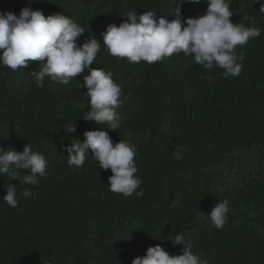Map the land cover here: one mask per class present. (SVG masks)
<instances>
[{"label":"trees","instance_id":"trees-1","mask_svg":"<svg viewBox=\"0 0 264 264\" xmlns=\"http://www.w3.org/2000/svg\"><path fill=\"white\" fill-rule=\"evenodd\" d=\"M0 0V13L19 15L30 6L47 17H71L101 43L90 69L111 71L122 87L117 108L120 129L108 130L113 143L135 144L143 198L108 191L111 170L99 169L89 150L80 169L67 166L65 145L83 133L104 129L83 120L90 105L81 88L90 69L69 85L45 79L37 87L31 72L39 62L16 71L0 65V145L23 151L29 143L47 161L46 176L31 187L34 198H20L16 208L4 201L0 176V264H132L149 246L170 255L183 245L170 240L180 232L194 242V252L208 264H264V13L254 0H231L233 23L262 29L236 52H243L238 77L205 69L183 53L154 64L129 63L111 56L103 45L107 26H119L127 11L148 10L170 21L175 8L182 18L206 14L207 0ZM264 3V0H261ZM71 136L65 128L74 125ZM182 148L186 155H172ZM17 192L23 190L14 180ZM229 201L221 230L207 219L221 200Z\"/></svg>","mask_w":264,"mask_h":264},{"label":"clouds","instance_id":"clouds-1","mask_svg":"<svg viewBox=\"0 0 264 264\" xmlns=\"http://www.w3.org/2000/svg\"><path fill=\"white\" fill-rule=\"evenodd\" d=\"M32 2L29 0V5ZM185 2L199 4L202 0ZM230 3L231 0H207L206 14L186 20L182 18L180 7L175 8L176 18L171 21L164 15L157 17L152 10L139 16L136 10L127 11L119 26L110 24L102 33L103 45L111 56L126 58L129 63L146 62L151 65L183 53L186 57H194L195 63L205 69H222L219 75L225 79L238 77L244 55L236 52L237 47L243 48L250 39L260 37L262 29L247 16L243 20L251 21L252 26H245L243 22L233 23ZM254 3H259L258 12L264 13V3L261 0H254ZM84 33L83 27L60 13L46 17L41 10H33L30 6L21 8L19 15L0 13V65L16 71L38 61V67L30 74L37 87H44L46 78L53 84L67 86L73 78L90 69L100 51L101 43L95 36H90L82 45L78 44V38ZM113 75L104 68L90 69V75L85 76L84 83L80 84L81 88H87L83 97L90 105L83 120L94 121L98 126L106 125V128L86 131L83 141L73 138L70 144L65 145L67 166L82 168L91 150V157L99 169L111 170L108 191L124 198L133 195L143 198L142 180L136 175L139 169L135 144L125 139L114 144L108 132L120 129L123 122L117 112L124 103L122 87L114 81ZM65 130L71 136L76 131L75 124ZM172 155L180 161L186 151L176 148ZM46 168L45 155L33 151L30 143L22 152L0 145V176L11 181L4 185L6 195L2 197L3 201L16 208L20 198H34L31 187L26 186L38 185L39 178L46 176ZM17 179L23 188L19 193L13 183ZM228 213L229 201L220 200L207 217L211 228L223 229ZM168 240L173 246L183 245L182 254L170 255L160 245L149 246L146 255L137 256L132 264H208L201 258V253L193 251L194 242L186 239L183 232Z\"/></svg>","mask_w":264,"mask_h":264}]
</instances>
